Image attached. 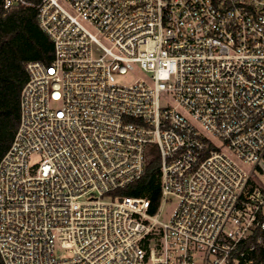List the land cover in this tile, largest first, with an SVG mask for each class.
Here are the masks:
<instances>
[{
    "label": "built area",
    "instance_id": "2783aa9c",
    "mask_svg": "<svg viewBox=\"0 0 264 264\" xmlns=\"http://www.w3.org/2000/svg\"><path fill=\"white\" fill-rule=\"evenodd\" d=\"M38 19L54 56L26 64L0 161L2 263L264 264V0H43ZM152 145L154 214L126 194Z\"/></svg>",
    "mask_w": 264,
    "mask_h": 264
},
{
    "label": "trees",
    "instance_id": "16d2710c",
    "mask_svg": "<svg viewBox=\"0 0 264 264\" xmlns=\"http://www.w3.org/2000/svg\"><path fill=\"white\" fill-rule=\"evenodd\" d=\"M6 1L0 0V161L19 127L21 92L28 80L26 64H49L54 56L53 42L38 19L43 0H13L8 8ZM159 166V155L149 156L144 178L126 190L127 195L149 199L151 214L161 201Z\"/></svg>",
    "mask_w": 264,
    "mask_h": 264
},
{
    "label": "rangeland",
    "instance_id": "374dc122",
    "mask_svg": "<svg viewBox=\"0 0 264 264\" xmlns=\"http://www.w3.org/2000/svg\"><path fill=\"white\" fill-rule=\"evenodd\" d=\"M136 79H138V75H130L126 79V81L125 80H122V81L126 82V83H133ZM167 99L169 101H171L170 97H168ZM150 151H151V156L158 154L157 146H155V145L150 146ZM173 206H174V204H172V203H169L165 206L163 213L159 217L160 221L167 222L169 220L171 212L173 210Z\"/></svg>",
    "mask_w": 264,
    "mask_h": 264
}]
</instances>
